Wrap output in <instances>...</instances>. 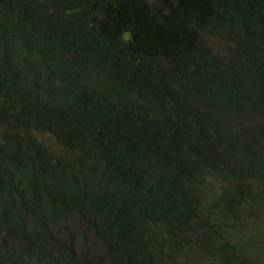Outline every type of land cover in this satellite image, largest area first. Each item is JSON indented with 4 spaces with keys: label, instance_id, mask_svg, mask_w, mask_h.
Here are the masks:
<instances>
[{
    "label": "trees",
    "instance_id": "16d2710c",
    "mask_svg": "<svg viewBox=\"0 0 264 264\" xmlns=\"http://www.w3.org/2000/svg\"><path fill=\"white\" fill-rule=\"evenodd\" d=\"M0 264H264V0H0Z\"/></svg>",
    "mask_w": 264,
    "mask_h": 264
}]
</instances>
